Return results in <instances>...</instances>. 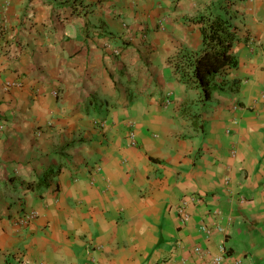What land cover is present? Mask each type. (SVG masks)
<instances>
[{"label": "crops", "instance_id": "1", "mask_svg": "<svg viewBox=\"0 0 264 264\" xmlns=\"http://www.w3.org/2000/svg\"><path fill=\"white\" fill-rule=\"evenodd\" d=\"M222 6L203 100L172 60ZM0 126V264H264V0H0Z\"/></svg>", "mask_w": 264, "mask_h": 264}, {"label": "trees", "instance_id": "2", "mask_svg": "<svg viewBox=\"0 0 264 264\" xmlns=\"http://www.w3.org/2000/svg\"><path fill=\"white\" fill-rule=\"evenodd\" d=\"M221 9L225 15L210 13L197 19L202 23V49L181 53L172 60L181 81L188 86L200 88L203 100H208L215 90L214 78L238 65L231 49L237 40V29L233 24L236 14L226 6ZM27 187L32 189L33 185L27 183Z\"/></svg>", "mask_w": 264, "mask_h": 264}, {"label": "built area", "instance_id": "3", "mask_svg": "<svg viewBox=\"0 0 264 264\" xmlns=\"http://www.w3.org/2000/svg\"><path fill=\"white\" fill-rule=\"evenodd\" d=\"M10 85H15V84L8 83L9 87ZM0 128H3V126H0ZM129 137H130V144L133 146H136L137 141H136L135 132L131 131ZM187 205H188L187 201H182L180 207L178 208L182 222H187L190 218L188 211H187ZM35 218H36V213L26 214L20 217L19 219H17L16 224L27 225L29 222H31ZM203 230H205L206 232H209V228L206 225L203 226ZM193 250L199 258L206 259L205 264H241V262L236 261V260H234L232 263H228L229 258L225 256L224 249H223V253L219 255H212L211 253L208 252V250L200 246L194 247Z\"/></svg>", "mask_w": 264, "mask_h": 264}]
</instances>
